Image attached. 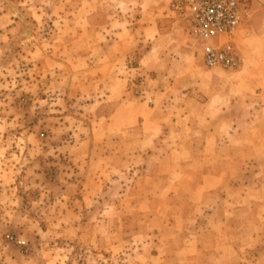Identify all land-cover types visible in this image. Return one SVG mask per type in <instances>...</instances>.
Segmentation results:
<instances>
[{"label": "rangeland", "instance_id": "1", "mask_svg": "<svg viewBox=\"0 0 264 264\" xmlns=\"http://www.w3.org/2000/svg\"><path fill=\"white\" fill-rule=\"evenodd\" d=\"M179 1L0 0V264H264V125Z\"/></svg>", "mask_w": 264, "mask_h": 264}, {"label": "built area", "instance_id": "2", "mask_svg": "<svg viewBox=\"0 0 264 264\" xmlns=\"http://www.w3.org/2000/svg\"><path fill=\"white\" fill-rule=\"evenodd\" d=\"M247 0H180L174 11L189 25L191 34L203 46L208 68L235 70L239 67L232 38L246 27L249 18Z\"/></svg>", "mask_w": 264, "mask_h": 264}, {"label": "crops", "instance_id": "3", "mask_svg": "<svg viewBox=\"0 0 264 264\" xmlns=\"http://www.w3.org/2000/svg\"><path fill=\"white\" fill-rule=\"evenodd\" d=\"M253 5V36L247 40V44L250 45L249 51L252 53L249 54L248 51L247 61H244L241 67L239 66V70L225 75V78L229 80V85L225 86L227 92L223 94L222 100L220 99L224 103L216 104L214 102L215 92H213L209 101L200 104L201 107L213 108L215 110L213 115L224 113L229 116L231 113L245 110V112H251L244 119L236 121L227 118V116L226 118L221 117L224 118L226 124L231 126L264 125V0H255ZM252 117L255 118V121H248V118L252 119ZM214 121L212 118L204 124L214 126ZM161 123L163 122L160 121V125H162ZM180 140L177 138V141Z\"/></svg>", "mask_w": 264, "mask_h": 264}, {"label": "bare ground", "instance_id": "4", "mask_svg": "<svg viewBox=\"0 0 264 264\" xmlns=\"http://www.w3.org/2000/svg\"><path fill=\"white\" fill-rule=\"evenodd\" d=\"M239 66H240V64H239ZM239 68V67H238Z\"/></svg>", "mask_w": 264, "mask_h": 264}]
</instances>
